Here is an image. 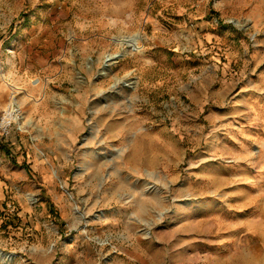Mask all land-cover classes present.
<instances>
[{"label":"rangeland","instance_id":"obj_1","mask_svg":"<svg viewBox=\"0 0 264 264\" xmlns=\"http://www.w3.org/2000/svg\"><path fill=\"white\" fill-rule=\"evenodd\" d=\"M0 88V264H264V0H0Z\"/></svg>","mask_w":264,"mask_h":264},{"label":"built area","instance_id":"obj_2","mask_svg":"<svg viewBox=\"0 0 264 264\" xmlns=\"http://www.w3.org/2000/svg\"><path fill=\"white\" fill-rule=\"evenodd\" d=\"M21 111L16 102H10L0 113V132L7 134L12 121L18 119Z\"/></svg>","mask_w":264,"mask_h":264},{"label":"bare ground","instance_id":"obj_3","mask_svg":"<svg viewBox=\"0 0 264 264\" xmlns=\"http://www.w3.org/2000/svg\"><path fill=\"white\" fill-rule=\"evenodd\" d=\"M132 41H133V44H136L137 43V38L136 37H134V38H132L131 39ZM137 45V44H136ZM2 73V72H1ZM131 83V82H130ZM14 91V92H13ZM13 91H12V95H14L15 94V90L13 89ZM11 102H16V103H18V101L16 100V99H14L12 96H11ZM18 118H19V124H20V126L21 127H25L26 125H28V124H31L32 122L29 120V118H27V117H25V115L22 113H20V115L18 116Z\"/></svg>","mask_w":264,"mask_h":264},{"label":"trees","instance_id":"obj_4","mask_svg":"<svg viewBox=\"0 0 264 264\" xmlns=\"http://www.w3.org/2000/svg\"><path fill=\"white\" fill-rule=\"evenodd\" d=\"M0 146L2 148V150H4V152L7 154V155H10V152L8 151V149L5 148L4 144L3 143H0ZM25 165V164H24Z\"/></svg>","mask_w":264,"mask_h":264},{"label":"crops","instance_id":"obj_5","mask_svg":"<svg viewBox=\"0 0 264 264\" xmlns=\"http://www.w3.org/2000/svg\"><path fill=\"white\" fill-rule=\"evenodd\" d=\"M0 91H1V88H0Z\"/></svg>","mask_w":264,"mask_h":264}]
</instances>
